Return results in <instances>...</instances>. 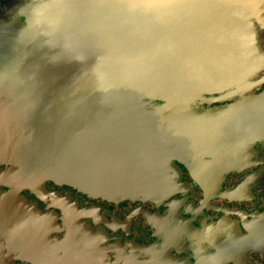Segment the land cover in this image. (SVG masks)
I'll return each mask as SVG.
<instances>
[{
    "label": "flooded vegetation",
    "instance_id": "flooded-vegetation-1",
    "mask_svg": "<svg viewBox=\"0 0 264 264\" xmlns=\"http://www.w3.org/2000/svg\"><path fill=\"white\" fill-rule=\"evenodd\" d=\"M21 7L0 0V37L25 23H16ZM27 28L50 35L47 18ZM260 35L249 66L199 63L221 74L153 116L166 138L154 163L122 183L162 187L154 196L88 195L52 178L47 163L19 161L22 108L10 94L24 74L49 76L0 64V91L11 90L0 96V264H264V24Z\"/></svg>",
    "mask_w": 264,
    "mask_h": 264
},
{
    "label": "water",
    "instance_id": "water-1",
    "mask_svg": "<svg viewBox=\"0 0 264 264\" xmlns=\"http://www.w3.org/2000/svg\"><path fill=\"white\" fill-rule=\"evenodd\" d=\"M23 2L16 23H25L0 37V64L46 69L49 84L37 76L14 95L0 91L21 103L19 161L47 163L52 178L102 197L163 193L152 183H122L154 163L166 138L153 116L171 113L175 94L192 91L190 83L221 74L197 71L199 63L249 66L264 24V0ZM45 18L49 36L35 30Z\"/></svg>",
    "mask_w": 264,
    "mask_h": 264
},
{
    "label": "rangeland",
    "instance_id": "rangeland-1",
    "mask_svg": "<svg viewBox=\"0 0 264 264\" xmlns=\"http://www.w3.org/2000/svg\"><path fill=\"white\" fill-rule=\"evenodd\" d=\"M24 81H27V82H29V84H31V82H33L34 80H29L27 77H24V79L23 80H21V79H18V80H16V82L17 83H23ZM47 108H49V106H46L45 107V109L47 110ZM6 120V122H7V125H6V127L9 125V122H10V120L9 119H5ZM11 121H12V119H11ZM14 121V120H13ZM13 145H15V144H13ZM17 150H19L18 148H17ZM18 154V152L16 153V155Z\"/></svg>",
    "mask_w": 264,
    "mask_h": 264
}]
</instances>
